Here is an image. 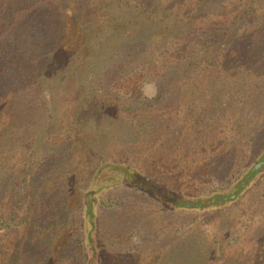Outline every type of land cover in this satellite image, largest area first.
<instances>
[{"label":"trees","instance_id":"16d2710c","mask_svg":"<svg viewBox=\"0 0 264 264\" xmlns=\"http://www.w3.org/2000/svg\"><path fill=\"white\" fill-rule=\"evenodd\" d=\"M19 229L41 264H264V0H0Z\"/></svg>","mask_w":264,"mask_h":264},{"label":"rangeland","instance_id":"374dc122","mask_svg":"<svg viewBox=\"0 0 264 264\" xmlns=\"http://www.w3.org/2000/svg\"><path fill=\"white\" fill-rule=\"evenodd\" d=\"M144 93L147 96H151L154 93V87L151 84H145L143 88ZM25 229H19V231L11 232L9 235H6L5 238H3L2 243L0 244V264L2 263V260L6 257V254L15 246V243H17L21 248V252L18 253L19 255L25 254L26 256H23V260L27 262L26 264H41L39 262H36V259H38L39 253L35 252L31 247L37 246L35 244L36 240H33L30 238L31 242H27V244H22V239L27 236L25 233ZM17 238V239H16ZM16 239V241H15ZM22 264H24L22 262Z\"/></svg>","mask_w":264,"mask_h":264},{"label":"clouds","instance_id":"9594fccd","mask_svg":"<svg viewBox=\"0 0 264 264\" xmlns=\"http://www.w3.org/2000/svg\"><path fill=\"white\" fill-rule=\"evenodd\" d=\"M149 98H151V97H149Z\"/></svg>","mask_w":264,"mask_h":264}]
</instances>
